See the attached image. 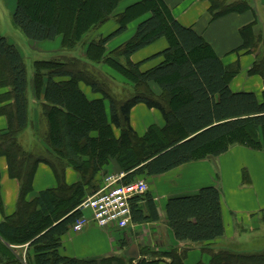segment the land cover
<instances>
[{"label": "trees", "instance_id": "obj_1", "mask_svg": "<svg viewBox=\"0 0 264 264\" xmlns=\"http://www.w3.org/2000/svg\"><path fill=\"white\" fill-rule=\"evenodd\" d=\"M121 1L16 0L12 22L28 40L53 41L60 36L63 48H73L88 31L103 25ZM208 2L212 20L232 12L252 11L253 20L239 29V50L255 56L247 72L260 75L264 86V34L258 31L259 21L250 0ZM66 10L69 18L63 29L62 15ZM146 13L149 16L137 24L133 36L113 50L125 59V64L106 54L108 40ZM115 18L116 29L91 41L85 54L90 61H103L133 82L136 90L131 97L113 98L103 81L88 78L80 67L75 69L74 59L33 63L32 88L36 99H43L41 108L46 121V130L39 134L57 157H35L18 143L17 135L27 124V70L18 47L0 35V88L9 87L7 97L12 99L11 104L0 106V113L8 116L9 123L5 131H0V154L7 158L10 175L20 182L17 208L0 222V237L9 244L28 243L34 252V264H93L62 256L59 248L62 236L82 214L78 205L88 194L85 186L93 187L89 194L96 190L100 183L94 186L92 180L109 161H115L119 171L125 172L121 182L129 183L207 156H218L233 145L264 152V87L261 99L253 91L232 90L230 81L238 67L224 65L212 45L195 29L180 23L164 0H138ZM71 22L77 25L73 29ZM160 38L167 41L162 51L140 62L130 60L134 53ZM157 57L161 58L158 63L141 69L144 61ZM80 81L102 97L88 98L80 89ZM148 83H155L160 94L138 89ZM137 103L157 109L163 126L149 125L138 135L130 123V110ZM39 160L52 167L57 183L27 201L25 195L31 190L33 169ZM66 165L79 174L78 182H65ZM129 204L131 222L159 219L149 191L132 197ZM164 210L166 223L178 241L206 243L224 234L220 190L215 186L171 195ZM171 255L175 262L178 256ZM0 264L31 262L0 241ZM208 264H264V249L211 250Z\"/></svg>", "mask_w": 264, "mask_h": 264}, {"label": "crops", "instance_id": "obj_2", "mask_svg": "<svg viewBox=\"0 0 264 264\" xmlns=\"http://www.w3.org/2000/svg\"><path fill=\"white\" fill-rule=\"evenodd\" d=\"M136 1L138 0H130L128 5ZM164 2L180 23L195 29L212 45L224 65L238 67V74L230 82L232 90L253 91L259 99L262 98L264 87L262 77L258 74L250 76L247 73L254 57L246 50H239L242 45L239 29L253 20L251 10L243 13H228L212 20L208 11L210 5L208 0H164ZM260 3L263 7L264 0ZM148 16L149 14L146 17ZM141 20L134 25L128 23L127 28L130 32L124 34V39L119 44L133 36L136 26ZM26 40L28 45L53 42ZM10 42L16 44L12 40ZM166 44V39L160 38L134 53L131 59L133 62L143 61L162 51L164 46L167 47ZM79 86L90 99L102 97L101 93L93 91L91 87L85 86L81 82H79ZM8 93L9 87L0 88V97H3L0 106L11 104L12 99L7 97ZM26 97L27 124L17 135L18 143L26 153L33 154L35 157H50V155L57 157L40 136L41 131L46 130V121L41 108L43 99H36L32 85L31 88L27 86ZM130 123L135 131L144 133L148 125L156 123L161 127L164 120L157 109L149 108L144 103H137L130 110ZM8 124V116L0 113V131H5ZM138 126L139 130H137ZM92 135H96V133ZM118 171L119 168L115 161H109L98 171L92 184L97 186L101 183L105 173ZM147 179L149 180L148 191L156 203L159 214L157 221L131 222L124 229L115 226L99 227L93 222H89L83 230L69 229L62 236L59 253L62 256L93 262V264H173L174 257L171 254L178 256L175 262L179 264H208L211 259V250L214 252L223 249L234 252L259 251L257 250L259 248L248 246V244H252L256 240H260L259 242L264 240L263 151L244 145H233L218 156H207L188 162ZM64 180L67 184H73L80 180L79 174L71 165L65 166ZM56 183L52 167L47 162L39 160L34 166L31 190L26 193L25 199L31 201L40 191L54 188ZM204 186H215L220 190L224 234L221 238L206 243L178 241L166 223L165 201L171 195L193 192ZM85 189L88 196L91 191L89 189H93V187L85 186ZM19 194L20 182L10 175L7 158L4 154H0V222L15 212ZM83 213L90 217V211L85 210ZM0 241L16 255L27 258L31 264H34V252L28 243L9 244L2 237H0ZM132 243L136 244L138 249L137 259H130L125 255V250ZM246 247L254 250H246ZM262 249H264V244ZM179 257L180 260H178ZM175 262L174 264H176Z\"/></svg>", "mask_w": 264, "mask_h": 264}, {"label": "rangeland", "instance_id": "obj_3", "mask_svg": "<svg viewBox=\"0 0 264 264\" xmlns=\"http://www.w3.org/2000/svg\"><path fill=\"white\" fill-rule=\"evenodd\" d=\"M262 0H250L253 8L256 12V17L258 18V31L261 30L264 34V6L262 7L261 2ZM130 0H122L116 10L114 11L113 15L100 27H98L95 30L88 31L85 36H83L82 41H80L78 44H76L73 48H63L61 46V37H57L55 41L53 42H43L41 44H27L26 43V36L21 33L13 24L12 22V13L15 8V0H0V35L5 36L8 40L14 41L16 46L18 47L27 70V79H28V87L31 88L32 85V76L34 72L33 63L35 60H69L74 59L73 65H75V69L81 68L85 70L86 76L89 78L95 77L105 83V89L109 92V94L117 99V100H123L126 98L131 97L135 93V85L133 82L129 81V79H126L123 77L120 73H118L112 66L108 65L107 63L103 61H99L98 63L95 61H90L87 57L85 52L87 51V47L89 43L93 40H96L100 37H105L112 33L116 27L117 22L115 15L117 13H120L124 10V8L129 4ZM37 8V7H36ZM142 15L141 17L137 19L131 20L129 23L131 25H134L139 20L144 19L147 16ZM73 15H71L72 17ZM69 18V11L66 10V13L62 15V22H63V29H65V24L67 22V19ZM72 18L70 19V21ZM71 28H75L77 25H74V23H70ZM67 30V29H66ZM130 30L128 28L112 38H110L106 44V54H110L111 57L119 58V60L125 64V59L123 57H119L117 53H115L113 50L120 46V42L124 39V34H128ZM24 35V36H23ZM123 35V37H122ZM26 39H25V38ZM23 39V40H22ZM164 40V38H161ZM9 40V41H10ZM127 41V40H126ZM14 44V43H13ZM167 45V44H166ZM162 48V47H160ZM165 48V46L163 47ZM253 55V54H252ZM254 59L255 56L253 55ZM130 60L132 61L131 57ZM160 60V57L152 58L144 61L141 65V68L144 70L154 64H156ZM133 62V61H132ZM77 67V68H76ZM239 70L235 75H237ZM248 73V72H247ZM250 76L254 74H248ZM63 78V77H62ZM65 78V77H64ZM234 77L231 78L232 79ZM83 85L89 86L84 81H80ZM90 87V86H89ZM88 87V88H89ZM138 89H144L147 91H151L153 94L159 95L160 89L155 83H148L145 86H140ZM106 108H107V114L109 116V104L108 101L105 100ZM160 115V114H159ZM161 117V116H160ZM154 125L159 126V124L153 123ZM149 126V125H148ZM147 126V127H148ZM160 127V126H159ZM147 129V128H146ZM139 130V126L138 129ZM115 134L118 135V130L115 129ZM137 132V131H136ZM138 135H142L143 133H138ZM109 173V172H107ZM137 179H143L149 188V180L144 177H138ZM246 241V240H245ZM260 240L253 241L252 244H248L251 247L259 248L257 250H261L263 248L264 240L259 242ZM246 250H254L253 248L246 247ZM25 261V260H24Z\"/></svg>", "mask_w": 264, "mask_h": 264}, {"label": "built area", "instance_id": "obj_4", "mask_svg": "<svg viewBox=\"0 0 264 264\" xmlns=\"http://www.w3.org/2000/svg\"><path fill=\"white\" fill-rule=\"evenodd\" d=\"M124 175V171H118L107 173L102 177L96 190L78 205L82 214L72 224V230L81 231L89 222L99 227L115 226L119 229H124L130 224L129 200L145 193L148 185L143 179L122 183L121 179ZM85 210L90 211V217L83 213Z\"/></svg>", "mask_w": 264, "mask_h": 264}, {"label": "water", "instance_id": "obj_5", "mask_svg": "<svg viewBox=\"0 0 264 264\" xmlns=\"http://www.w3.org/2000/svg\"><path fill=\"white\" fill-rule=\"evenodd\" d=\"M125 255L128 256L130 259H137L138 258V249L136 244L132 243L126 250Z\"/></svg>", "mask_w": 264, "mask_h": 264}]
</instances>
